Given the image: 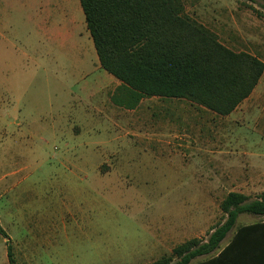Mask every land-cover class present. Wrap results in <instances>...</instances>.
Segmentation results:
<instances>
[{
    "label": "rangeland",
    "instance_id": "1",
    "mask_svg": "<svg viewBox=\"0 0 264 264\" xmlns=\"http://www.w3.org/2000/svg\"><path fill=\"white\" fill-rule=\"evenodd\" d=\"M182 1L264 62V0ZM113 81L79 0H0V264L8 238L13 264H145L206 237L229 191L264 190V72L230 116L154 96L122 108ZM97 87L107 115L88 129Z\"/></svg>",
    "mask_w": 264,
    "mask_h": 264
},
{
    "label": "trees",
    "instance_id": "2",
    "mask_svg": "<svg viewBox=\"0 0 264 264\" xmlns=\"http://www.w3.org/2000/svg\"><path fill=\"white\" fill-rule=\"evenodd\" d=\"M102 69L120 81L113 104L134 109L144 97L186 99L227 115L258 84L264 62L233 50L185 13L182 0H79ZM222 218L206 233L175 245L145 264H264V218L237 224L242 213L264 217V190L256 198L229 191L219 203ZM232 232L228 242H221ZM0 233L3 230L0 226ZM6 237V236H5ZM6 255L13 264L9 238Z\"/></svg>",
    "mask_w": 264,
    "mask_h": 264
},
{
    "label": "crops",
    "instance_id": "3",
    "mask_svg": "<svg viewBox=\"0 0 264 264\" xmlns=\"http://www.w3.org/2000/svg\"><path fill=\"white\" fill-rule=\"evenodd\" d=\"M99 62V61H98ZM100 65V64H99ZM101 67V66H100ZM118 80V79H117ZM114 82V81H113ZM120 83V81H115L114 84L117 86L118 84ZM99 87L95 88L92 90V92L88 95V99L90 101L94 100V105H93V110L90 111V112H86V114L83 116L84 118V121L88 127V129H97L99 128L100 126H102L103 123L105 122H102V118L103 117H106V111L103 110L102 106L104 105V103L100 100L99 98V94L98 92H96L98 90ZM251 96V94L246 98L244 99L232 112H236V110H239V106H241V104H243V102H245L249 97ZM166 99H177V98H166ZM180 100H186V99H180ZM188 101V100H187ZM102 102V103H101ZM190 102V101H189ZM195 105V104H194ZM117 106V105H116ZM197 106V105H195ZM197 107H200V108H203V109H206V110H209L205 107H202V106H197ZM211 111V110H209ZM115 112V110L113 111ZM213 112V111H211ZM230 112V113H232ZM215 113V112H214ZM229 113V114H230ZM216 114V113H215ZM229 114L227 115H224V116H230ZM28 123V122H27ZM75 123V122H74ZM30 124V123H28ZM78 125V124H76ZM213 145V144H212ZM212 152V151H211ZM221 151H213V153H220ZM252 177V175H251ZM259 177H264V171L261 170V173L259 175ZM263 219V218H262ZM262 219H257L256 221H259V220H262ZM256 221H251V222H247V223H243V224H248V223H253V222H256ZM200 238V237H199ZM205 238V237H204ZM211 256H213V254H209V255H202V256H198L197 258H194L191 263L194 264V263H197V262H203V261H206L208 258H210Z\"/></svg>",
    "mask_w": 264,
    "mask_h": 264
}]
</instances>
